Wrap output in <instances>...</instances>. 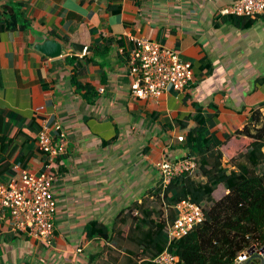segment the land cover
Segmentation results:
<instances>
[{
  "label": "crops",
  "instance_id": "1",
  "mask_svg": "<svg viewBox=\"0 0 264 264\" xmlns=\"http://www.w3.org/2000/svg\"><path fill=\"white\" fill-rule=\"evenodd\" d=\"M232 1L0 0V22L18 11L15 27L0 28V110L33 118L51 133L59 124L67 136L65 152L48 160L36 140L28 146L16 138L5 151L0 142L9 169L1 180L19 168H47L56 198L49 245L12 231L8 212L0 210V264H85L104 244L85 236L86 222L110 226L158 180L156 161L187 153L173 143L194 125L185 115L195 102L212 120L210 130L222 140L230 136L221 145L223 164L230 167L228 159L246 150L251 136L244 127L253 125V109L264 113V12L236 25L220 12ZM44 34L62 43L61 55L33 47ZM129 34L174 47L190 60L193 75L185 87L133 96Z\"/></svg>",
  "mask_w": 264,
  "mask_h": 264
},
{
  "label": "trees",
  "instance_id": "2",
  "mask_svg": "<svg viewBox=\"0 0 264 264\" xmlns=\"http://www.w3.org/2000/svg\"><path fill=\"white\" fill-rule=\"evenodd\" d=\"M257 18L227 14L228 20L242 27ZM17 21L18 11L12 10L0 22V28H13ZM194 106L195 111L185 115L194 120V125L182 139L176 137L173 148H187L184 156L195 159L196 168L174 175L164 186L158 178L140 200L121 208L110 226L96 218L88 220L85 236L103 239L104 244L87 255L85 264H153L152 258L165 247L178 255L176 264H233L238 253L251 243L264 244V118L259 109H253V125L244 127L251 140L245 151L228 159V167L222 161L221 145L229 134L220 139L210 130L212 120L203 114L202 105L195 102ZM38 130L33 118L26 120L0 110L2 151L21 137L20 144L26 141L30 146ZM22 155L20 150L19 156ZM45 157L49 159L46 154ZM7 165V157L1 154L0 180ZM219 183L228 191L214 199L212 192ZM216 191L220 193V189ZM183 198L200 204L205 217L185 235L167 244L166 218L174 216L173 205ZM206 202L209 203L204 205Z\"/></svg>",
  "mask_w": 264,
  "mask_h": 264
},
{
  "label": "built area",
  "instance_id": "3",
  "mask_svg": "<svg viewBox=\"0 0 264 264\" xmlns=\"http://www.w3.org/2000/svg\"><path fill=\"white\" fill-rule=\"evenodd\" d=\"M220 12L257 18L264 12V0H233L221 8ZM128 37L131 40L127 57L128 72L131 77L130 93L133 96L144 98L159 96L170 88L181 90L192 78L191 61L183 58L176 48L143 35L129 34ZM176 137L182 139L183 134ZM66 144V133L59 124H56L54 133L46 125H41L37 131L36 145L48 158H56L64 153ZM155 165L164 186L174 175L183 171L192 172L197 163L187 156L173 160L163 156ZM54 179V173L50 169L35 171L23 167L7 180H0V210L8 212L12 231L23 232L45 245L51 244L55 236ZM173 208L174 216L166 218L167 244L185 235L205 217L202 206L189 198L177 201ZM252 252L264 257V244L258 246L251 243L238 253L233 264ZM178 260V255L167 247L152 258L153 264H176ZM257 261L256 259L255 264Z\"/></svg>",
  "mask_w": 264,
  "mask_h": 264
},
{
  "label": "water",
  "instance_id": "4",
  "mask_svg": "<svg viewBox=\"0 0 264 264\" xmlns=\"http://www.w3.org/2000/svg\"><path fill=\"white\" fill-rule=\"evenodd\" d=\"M83 46L84 45L81 43L72 44V48L79 52L83 51ZM33 47L48 57L58 56L64 52L62 43L58 39L52 38L46 34L42 35L41 39L35 40L33 42ZM256 259L258 260L257 264H264V257L257 252L250 253L249 256L245 257L243 260L237 261L236 264H255Z\"/></svg>",
  "mask_w": 264,
  "mask_h": 264
},
{
  "label": "rangeland",
  "instance_id": "5",
  "mask_svg": "<svg viewBox=\"0 0 264 264\" xmlns=\"http://www.w3.org/2000/svg\"><path fill=\"white\" fill-rule=\"evenodd\" d=\"M260 116L262 117V118H264V113H262V112H260ZM229 162V161H228ZM228 162H226V163H228ZM221 183H220V185L216 188V190L218 189H220V187H221ZM216 190H214L213 192H212V196H213V198L214 199H218V198H220L222 195H224L228 190H227V188L225 187V186H223L222 187V192H220V193H217V191ZM209 202H206V203H204V205H207ZM86 260V259H85ZM83 263H84V261H83Z\"/></svg>",
  "mask_w": 264,
  "mask_h": 264
}]
</instances>
